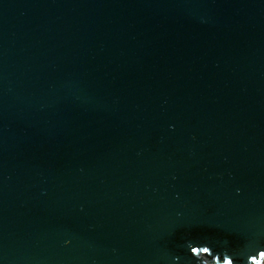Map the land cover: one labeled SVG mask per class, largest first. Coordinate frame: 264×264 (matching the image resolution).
Masks as SVG:
<instances>
[{
    "label": "water",
    "instance_id": "1",
    "mask_svg": "<svg viewBox=\"0 0 264 264\" xmlns=\"http://www.w3.org/2000/svg\"><path fill=\"white\" fill-rule=\"evenodd\" d=\"M0 264H264V0H0Z\"/></svg>",
    "mask_w": 264,
    "mask_h": 264
}]
</instances>
